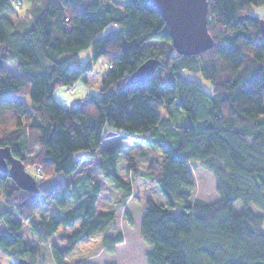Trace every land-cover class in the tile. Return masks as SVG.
I'll use <instances>...</instances> for the list:
<instances>
[{
    "label": "trees",
    "instance_id": "obj_1",
    "mask_svg": "<svg viewBox=\"0 0 264 264\" xmlns=\"http://www.w3.org/2000/svg\"><path fill=\"white\" fill-rule=\"evenodd\" d=\"M31 1L38 9L32 22L12 18L18 12L11 0H0V147L10 146L26 169L39 166L47 177L34 175L36 194L0 170L6 199L0 250L34 260L41 249L24 238L29 221L40 243L61 228L74 230L62 238L64 247L51 246L56 264H67L79 244L99 238L105 252H116L125 240L117 231V213L134 192L119 174L121 142L105 145L120 135L164 146L163 160H152L142 171L166 199H148L144 207L140 233L152 246L147 264H264V35L261 17L251 11L264 0H208L214 46L188 56L176 51L170 26L151 0H119L121 7L102 0ZM111 24L117 28L104 33ZM90 47L94 59L105 56L109 70L98 93L68 108L54 91L91 73L92 61L73 62ZM151 57L161 60L157 71L128 84L129 75ZM9 64L19 73L12 74ZM185 71L201 74L212 91ZM177 99L191 124H178L160 111ZM97 155L103 177L121 190L118 208L99 203L98 181H49L78 172ZM127 168L133 178L141 171L130 163ZM202 189L203 197L197 196ZM212 190L214 199L207 197ZM50 203L59 212L36 219ZM124 212L133 227L132 213Z\"/></svg>",
    "mask_w": 264,
    "mask_h": 264
},
{
    "label": "rangeland",
    "instance_id": "obj_2",
    "mask_svg": "<svg viewBox=\"0 0 264 264\" xmlns=\"http://www.w3.org/2000/svg\"><path fill=\"white\" fill-rule=\"evenodd\" d=\"M17 1L19 6L16 5ZM102 1L103 3H111L118 7L122 6L119 0ZM11 4L18 12V15L12 17L15 20L24 17H31L30 20L32 22V20L37 15L38 9L36 10L34 8L35 3L33 4L31 0H11ZM32 8H34V10H32ZM251 11L253 14L259 15L262 19L264 18L263 5H253ZM114 28H117L116 25L111 24V26H109L104 33H107ZM153 45L159 47L162 45V42L155 41L153 42ZM93 54L94 50L92 47L83 49L80 51L78 59L73 61L75 64L92 61L93 70L91 73L87 74L86 79L82 77L76 81L71 88L67 85H59V87H57L54 91L55 98L59 103L71 108L76 106L77 102L82 98L87 97L92 93L99 92V85L109 70V63L105 56L94 59ZM9 70L12 72V74L19 73L16 64H9ZM184 75L187 78H194L201 81L206 89L212 91L210 83H208L205 78L201 76V74L185 71ZM176 101L177 102L174 105L169 107L163 106L160 108L163 116L168 119H173V121L178 124H191V118L185 111H183L181 106H179V99ZM29 102V97H25V103L27 107L29 106ZM155 141L156 139L126 140L120 135L111 136L106 140L105 145L121 142L123 150L117 156L119 174L126 181L130 180L133 183V194L128 200H126V202L122 204L123 207L119 209L117 213V231L121 230L124 233L125 240L117 246L116 252L114 253H107L104 251L100 238L98 240L89 241L88 243L83 242L78 245V248L74 254L67 259V264H76L78 261H84L88 264H147L146 252L151 250L152 246L145 242L140 233L142 224L141 219L146 212L144 207L148 199L151 198L161 204L166 202L163 192L158 187V185L149 180L145 174H142V171H146L149 168L148 166L152 160H163L164 146L161 144V142L159 143ZM84 154H86L85 150L78 152L77 156L82 157ZM99 161V155L95 157H89L84 160L78 172H75L71 175L58 173L56 175H52L49 178V181H52L53 179H66L68 181H74L77 178L84 179L83 181L87 180L88 182L89 180L93 182L98 181L101 184V193L99 194L100 202H98L101 204L107 203V205L104 206L107 208L106 210L118 208L123 199L121 190L115 189L113 183L103 177L100 169L98 168ZM129 163L133 165V168H138L141 170L136 178H133L132 172H130L127 168ZM27 171L33 173V175L39 178L47 177V174L43 172L42 168L36 165H31ZM202 172L205 173V175H209V177L211 175V173L207 172L206 170ZM203 193V189L201 191L198 190L197 196L203 197ZM207 195H209L207 196L208 198L214 199V190L209 192ZM5 203V196L0 192V211L5 207ZM58 208L55 204L50 203L36 215V219L40 220L43 216H54V214L56 215L59 212L60 208ZM235 208L237 212L242 210V202L238 201L235 204ZM124 211L132 213L135 222L133 227H130L129 223L127 222ZM0 227H3L2 222H0ZM23 227L24 238L27 239L30 245H38L41 249L40 254L35 256L34 260L23 256L29 260L30 264H56L55 258H53L51 246L56 244L59 247H64L65 243L63 242L62 238L66 235V233L70 234L74 231L73 229H68L66 230L67 232H64L61 228L52 238L49 239L48 242L40 243L38 238L34 235L29 221H25ZM23 257L19 255L11 257L3 250H0V264H19V259Z\"/></svg>",
    "mask_w": 264,
    "mask_h": 264
},
{
    "label": "water",
    "instance_id": "obj_3",
    "mask_svg": "<svg viewBox=\"0 0 264 264\" xmlns=\"http://www.w3.org/2000/svg\"><path fill=\"white\" fill-rule=\"evenodd\" d=\"M170 26L173 46L183 55H196L210 50L214 38L209 31L208 0H151ZM260 31L264 35V18L260 19ZM161 60L148 58L127 78L128 84L143 82L157 71ZM113 133H108L112 135ZM0 170L10 173L15 183L24 190L39 193L36 177L27 171L25 163L17 158L10 146L0 147ZM19 264H30L26 258H20Z\"/></svg>",
    "mask_w": 264,
    "mask_h": 264
},
{
    "label": "crops",
    "instance_id": "obj_4",
    "mask_svg": "<svg viewBox=\"0 0 264 264\" xmlns=\"http://www.w3.org/2000/svg\"><path fill=\"white\" fill-rule=\"evenodd\" d=\"M78 262H81V263H87V262H84V261H78ZM88 264V263H87ZM90 264V263H89Z\"/></svg>",
    "mask_w": 264,
    "mask_h": 264
},
{
    "label": "built area",
    "instance_id": "obj_5",
    "mask_svg": "<svg viewBox=\"0 0 264 264\" xmlns=\"http://www.w3.org/2000/svg\"><path fill=\"white\" fill-rule=\"evenodd\" d=\"M17 6H19V4L17 3Z\"/></svg>",
    "mask_w": 264,
    "mask_h": 264
}]
</instances>
